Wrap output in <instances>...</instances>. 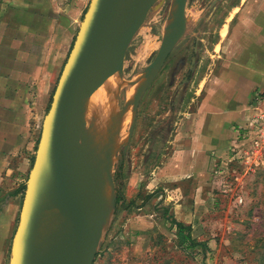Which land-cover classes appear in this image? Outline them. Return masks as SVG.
Returning a JSON list of instances; mask_svg holds the SVG:
<instances>
[{"label": "rangeland", "instance_id": "374dc122", "mask_svg": "<svg viewBox=\"0 0 264 264\" xmlns=\"http://www.w3.org/2000/svg\"><path fill=\"white\" fill-rule=\"evenodd\" d=\"M20 1L0 3L10 6ZM65 1L36 0L28 11L31 17L39 15L47 22L45 64L48 72L56 67V73L46 75L52 91L44 113H40L35 149L19 188L20 209L7 244L6 264L12 258L42 117L49 111L91 0L86 1L78 24L70 29L65 18L70 17L68 7L73 0ZM242 1L185 0L184 18L178 0L151 1L122 68L114 76L100 74L97 78L106 77L92 91L85 116L82 114L81 141L93 129L104 130L101 105L107 104L106 110L111 108L117 114L130 112L132 121L121 129L109 130L118 149L111 182L119 202L114 203L111 219L104 226L94 264H264V151L236 150L213 166L200 185L181 177L182 168L177 156L173 157L182 144V129L187 127L189 116L221 75L227 61L225 30ZM11 10L0 9V19L11 18L15 12ZM172 38L177 41L164 63L149 70ZM250 61L259 65L253 57ZM257 75L251 74L252 79L261 77ZM108 88L115 90L110 94ZM244 152L249 153L247 162ZM177 222L190 226L197 247L180 241Z\"/></svg>", "mask_w": 264, "mask_h": 264}, {"label": "crops", "instance_id": "0c3cea01", "mask_svg": "<svg viewBox=\"0 0 264 264\" xmlns=\"http://www.w3.org/2000/svg\"><path fill=\"white\" fill-rule=\"evenodd\" d=\"M86 1L73 0L68 7L69 29L78 24ZM35 2L21 0L11 7L0 3V9L15 11L11 18L0 19V264H6L7 244L20 209L19 188L35 149L40 113L52 91L46 75L56 73V67L48 72L45 64L47 22L28 12ZM233 16L225 30L227 61L221 75L189 116L182 144L173 154L182 168L181 177L198 185L213 166L242 150L244 128L254 114L250 108L254 94H264V0H243ZM251 57L259 65H252ZM251 74L261 77L253 80Z\"/></svg>", "mask_w": 264, "mask_h": 264}, {"label": "water", "instance_id": "95a60500", "mask_svg": "<svg viewBox=\"0 0 264 264\" xmlns=\"http://www.w3.org/2000/svg\"><path fill=\"white\" fill-rule=\"evenodd\" d=\"M115 1L91 0L80 24L43 121L38 151L27 182L20 221L13 240L10 264H30L27 250L34 225L33 210L37 201L38 175L42 171L46 172L49 183L55 189L61 219L73 231L76 240L75 263L94 264L105 227L95 222L81 198L79 182L74 175L77 163L73 152L78 142L75 133L79 118L86 103L91 80L97 73L103 56L102 42ZM150 2L133 0L132 12L123 27V36L112 65L113 73L122 68L128 46L141 25ZM178 4L181 18H184L185 0H178ZM176 41V38H172L165 44L149 70H155L164 63ZM102 80L97 81V86ZM140 97L141 95L138 99ZM115 201L116 199L114 203Z\"/></svg>", "mask_w": 264, "mask_h": 264}, {"label": "bare ground", "instance_id": "6f19581e", "mask_svg": "<svg viewBox=\"0 0 264 264\" xmlns=\"http://www.w3.org/2000/svg\"><path fill=\"white\" fill-rule=\"evenodd\" d=\"M132 4L133 0L115 1L102 42L103 56L99 61L97 73L91 80L86 103L82 108L83 116H85L84 110L88 108L86 107L88 99L92 91L96 89L97 78L100 74L107 77L110 74L113 76L116 74L112 72V65L123 36V27L132 12ZM114 90L108 88L106 92L111 94ZM103 94L107 95L105 92ZM106 105H101L102 107L99 109L102 111L101 119H103V127L105 126L104 130L93 129L91 133L85 135V141H81L82 131L80 130L82 128L79 127L81 114L75 133L78 142L75 152H73V158L77 163L74 175L79 182L81 198L95 222L103 227L111 219L115 199L111 177L113 163L116 160L114 156L117 145L109 130L121 129L132 121L130 112L122 114L123 111L121 114H117L111 108L106 110ZM33 222L27 250L30 264H76L74 260L76 240L71 227L59 215L56 192L49 183L45 171L40 172L38 175L37 201L33 210Z\"/></svg>", "mask_w": 264, "mask_h": 264}, {"label": "built area", "instance_id": "2783aa9c", "mask_svg": "<svg viewBox=\"0 0 264 264\" xmlns=\"http://www.w3.org/2000/svg\"><path fill=\"white\" fill-rule=\"evenodd\" d=\"M250 108L253 110L254 114L244 128L246 143L242 150L262 152L264 151V94L256 92ZM247 154L249 156V153L244 152L242 156L246 158V162L248 159Z\"/></svg>", "mask_w": 264, "mask_h": 264}, {"label": "trees", "instance_id": "16d2710c", "mask_svg": "<svg viewBox=\"0 0 264 264\" xmlns=\"http://www.w3.org/2000/svg\"><path fill=\"white\" fill-rule=\"evenodd\" d=\"M118 202H119V200H118V198H116L115 204H118ZM176 225L178 227V237H179L180 241L182 243L189 241L192 243L193 247H197L198 242L195 239H193L190 226H188L182 222H177Z\"/></svg>", "mask_w": 264, "mask_h": 264}]
</instances>
